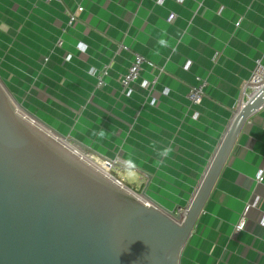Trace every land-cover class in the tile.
Segmentation results:
<instances>
[{"label":"crops","instance_id":"1","mask_svg":"<svg viewBox=\"0 0 264 264\" xmlns=\"http://www.w3.org/2000/svg\"><path fill=\"white\" fill-rule=\"evenodd\" d=\"M135 54L153 65L126 96L121 80ZM259 59L264 66V0H0V80L9 93L48 131L99 158L119 157L118 177L168 210L191 204ZM106 68L98 88L90 73ZM200 81L204 98L192 105ZM260 170L264 105L246 120L179 264H264ZM254 198L260 206L236 233Z\"/></svg>","mask_w":264,"mask_h":264},{"label":"water","instance_id":"2","mask_svg":"<svg viewBox=\"0 0 264 264\" xmlns=\"http://www.w3.org/2000/svg\"><path fill=\"white\" fill-rule=\"evenodd\" d=\"M263 105L264 88L236 114L182 213L145 192L153 203H144L82 159L27 119L50 128L0 83V264H179L246 120Z\"/></svg>","mask_w":264,"mask_h":264},{"label":"built area","instance_id":"3","mask_svg":"<svg viewBox=\"0 0 264 264\" xmlns=\"http://www.w3.org/2000/svg\"><path fill=\"white\" fill-rule=\"evenodd\" d=\"M43 1H45L46 3H54V2H60L61 0H43ZM178 1L180 3H182L185 0H178ZM79 11H82V9L79 8ZM69 18H70V21H69L70 25H72L76 22V16L74 13H71L69 15ZM174 18H175L174 14H171L169 16L170 21H172ZM58 44L61 45V42ZM65 58H66V61L67 60L69 61L70 55H67ZM145 65L152 66L153 63L148 61L143 55L135 54L134 60L132 61V63L128 67L127 72L124 74V76L121 80L122 89H123V92L125 93L126 96H130L132 94L131 87L134 83H137L140 80L141 74L143 72ZM90 74L97 78V87L98 88L105 86L104 78L108 75V69L107 68L101 72H97L95 70H92ZM152 85H153V83H149V82L144 83V87H146V88H152ZM205 88H206V83L202 82V81H200V83L197 86H194L191 88L190 93L188 95V99L192 105H199L201 103L202 99L204 98ZM263 88H264V66L262 65V60L259 59L256 62V66H255L254 70L252 71V74H251V76H250V78L246 84V87H245V89H246L245 95L247 97V100L240 102V104L238 105V108H237L238 109L237 114L244 108L246 103L248 101H251L252 99H254L256 97V95ZM167 94H168V90H165L163 92V95H167ZM21 114L25 117L28 116L23 111H21ZM59 140L62 141L64 144L67 143L68 145H66V144L65 145L67 147H69L70 149H71V147L72 148L78 147L80 149H84L83 150L84 154L80 156L82 159H84L85 161H87L88 163H90L91 165H93L95 167L99 166L97 168L101 167L102 171L105 174H108L110 176L115 177L120 185H126L124 183V181L118 177V175H120V173H121L120 167L123 164V161L119 157L116 156L115 158H112V159H102V158H99L98 156H96L91 149L81 145L78 142L73 141V144H70L69 140L67 138H63V139H59ZM113 171H115L116 173L114 174ZM263 176H264V171L260 170L258 173V176L256 178L258 183H262V181L264 179ZM259 206H260V199H257V198H254L252 201H250L246 205V207L244 209L243 217L241 218L239 223L235 226V232L236 233L244 231L247 228V225H248L247 213L251 209H257ZM261 224L264 226V215L261 218Z\"/></svg>","mask_w":264,"mask_h":264},{"label":"rangeland","instance_id":"4","mask_svg":"<svg viewBox=\"0 0 264 264\" xmlns=\"http://www.w3.org/2000/svg\"><path fill=\"white\" fill-rule=\"evenodd\" d=\"M0 83H2L1 82V80H0ZM10 94V93H9ZM238 110V109H237ZM42 119V118H41ZM43 120V119H42ZM44 121V120H43ZM45 122V121H44ZM38 124H40V123H38ZM40 126H42V127H44V125H42V124H40ZM45 129H46V127H44ZM47 131H48V129H46ZM49 133H51V134H53L54 136H56L57 138H59V139H63V138H67L68 140H69V138L68 137H64L63 135V137L62 136H60L59 134H57V133H55V132H52V131H48ZM69 143L70 144H73V141L72 140H69ZM113 173L115 174L116 172L115 171H113ZM119 178H122V175L119 177ZM132 181H131V179L128 177V178H126V184H131L132 185V183H131ZM130 185V186H131ZM137 193V192H136ZM138 194V196L139 197H141V194L140 193H137ZM142 198H144V197H142ZM182 213L184 212V211H181Z\"/></svg>","mask_w":264,"mask_h":264},{"label":"bare ground","instance_id":"5","mask_svg":"<svg viewBox=\"0 0 264 264\" xmlns=\"http://www.w3.org/2000/svg\"><path fill=\"white\" fill-rule=\"evenodd\" d=\"M27 119H29L30 121H32L33 123H35L37 126H39L40 128H43L44 129V127H42V126H40V124H38L37 123V121H35L34 122V120L32 119V118H27ZM45 131H47V130H45ZM66 145H68L67 143H65ZM71 149L73 150V152H75L78 156H81V155H83L84 154V149H80V148H72L71 147ZM85 158V157H84ZM89 158V157H88ZM97 167H99V166H97ZM98 169H101L102 170V168L100 167V168H98ZM139 199H141L144 203H149L145 198H142V197H139V196H137Z\"/></svg>","mask_w":264,"mask_h":264},{"label":"clouds","instance_id":"6","mask_svg":"<svg viewBox=\"0 0 264 264\" xmlns=\"http://www.w3.org/2000/svg\"><path fill=\"white\" fill-rule=\"evenodd\" d=\"M101 135H103V132L101 133Z\"/></svg>","mask_w":264,"mask_h":264}]
</instances>
